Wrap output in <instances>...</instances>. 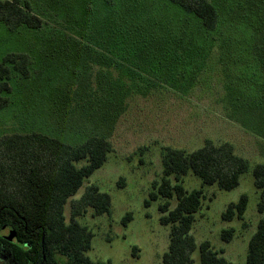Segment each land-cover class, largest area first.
Returning <instances> with one entry per match:
<instances>
[{
  "label": "rangeland",
  "instance_id": "rangeland-1",
  "mask_svg": "<svg viewBox=\"0 0 264 264\" xmlns=\"http://www.w3.org/2000/svg\"><path fill=\"white\" fill-rule=\"evenodd\" d=\"M30 1L42 28L14 33L0 24V61L25 52L31 70L24 77L12 68L0 137L37 131L77 145L98 133L113 143L104 165L72 197L80 198L89 185L111 197L110 213L89 207L77 217L94 234L87 255L111 264H162L171 225L162 224L160 206L168 199L150 201V195L163 176L164 150L192 152L210 139L233 144L250 167L231 190L203 186L191 171L183 177L186 189L205 194L191 230L193 258L199 264L200 245L209 241L229 262L244 263L264 219L253 175L264 163V51H256L253 37L239 35L257 31L264 0H212L221 11L215 33L225 34L229 20L237 35L213 41L196 36L193 25L177 16L182 9L161 0ZM242 195L248 197L244 217L225 220L227 206ZM170 202L173 208L176 198ZM65 215L69 221L71 199ZM228 228L235 230L230 241L222 237ZM0 264H17L9 249H0Z\"/></svg>",
  "mask_w": 264,
  "mask_h": 264
},
{
  "label": "trees",
  "instance_id": "trees-1",
  "mask_svg": "<svg viewBox=\"0 0 264 264\" xmlns=\"http://www.w3.org/2000/svg\"><path fill=\"white\" fill-rule=\"evenodd\" d=\"M161 1L163 5L171 3V6L174 4L182 9V12L177 11V16L193 25L196 36L202 35L211 41L226 34L237 36L231 30L229 20L225 34L215 33L221 23V11L215 1ZM262 22L254 33L248 29V33L239 35L245 41H253V37L256 51H264ZM1 23L15 33L22 27L40 29L44 20L33 10L30 0H0ZM228 47L223 46L224 49ZM12 68L29 77V55L10 52L0 61V109L11 102ZM91 105L95 109L96 105ZM92 134L77 145L37 131L0 137V249H9L17 264H111L110 261H94L87 255L94 234L77 219L89 207L94 208L98 215L110 213V195L100 191L97 185H89L80 198H72L85 179L104 165L114 148L105 136ZM82 161L85 163L79 166ZM162 162L163 176L161 181L154 182L150 195V201L161 197L168 199L160 206L162 224L171 225L170 246L162 264H195L193 253L197 244L191 230L205 194L203 188L186 189L183 177L191 171L201 178L203 186L216 185L220 189L231 190L239 185L240 177L249 170L250 163L235 152L233 144H215L210 139L192 152L166 147ZM253 175L260 190L258 210L264 212V163L254 166ZM172 198L177 201L173 208ZM69 199L71 218L67 221L65 207ZM247 204V195H242L237 202L227 206L223 218L242 219ZM131 219L132 214L128 213L123 223L127 225ZM6 228L15 231L16 242L8 240L4 234ZM234 231V228L223 230V239L230 241ZM199 264L236 263L229 262L211 247L209 241H205L200 245ZM241 264H264V219L259 221L258 229L249 242L246 261Z\"/></svg>",
  "mask_w": 264,
  "mask_h": 264
},
{
  "label": "water",
  "instance_id": "water-1",
  "mask_svg": "<svg viewBox=\"0 0 264 264\" xmlns=\"http://www.w3.org/2000/svg\"><path fill=\"white\" fill-rule=\"evenodd\" d=\"M7 238L10 242H16L17 241V235L14 230L11 231V233L7 234Z\"/></svg>",
  "mask_w": 264,
  "mask_h": 264
}]
</instances>
